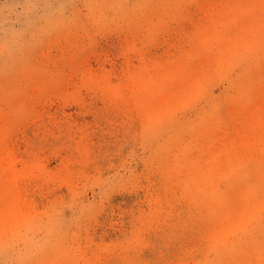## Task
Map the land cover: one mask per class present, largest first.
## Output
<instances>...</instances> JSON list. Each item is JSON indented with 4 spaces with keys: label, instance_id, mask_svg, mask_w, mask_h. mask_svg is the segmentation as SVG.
Segmentation results:
<instances>
[{
    "label": "rangeland",
    "instance_id": "obj_1",
    "mask_svg": "<svg viewBox=\"0 0 264 264\" xmlns=\"http://www.w3.org/2000/svg\"><path fill=\"white\" fill-rule=\"evenodd\" d=\"M0 264H264V0H0Z\"/></svg>",
    "mask_w": 264,
    "mask_h": 264
}]
</instances>
